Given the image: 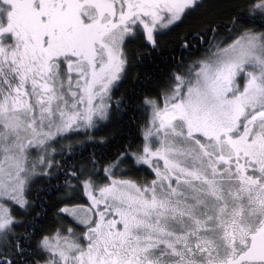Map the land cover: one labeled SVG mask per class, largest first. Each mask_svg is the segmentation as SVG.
Here are the masks:
<instances>
[{
  "label": "snow or ice",
  "instance_id": "1",
  "mask_svg": "<svg viewBox=\"0 0 264 264\" xmlns=\"http://www.w3.org/2000/svg\"><path fill=\"white\" fill-rule=\"evenodd\" d=\"M0 264H264V0H0Z\"/></svg>",
  "mask_w": 264,
  "mask_h": 264
}]
</instances>
